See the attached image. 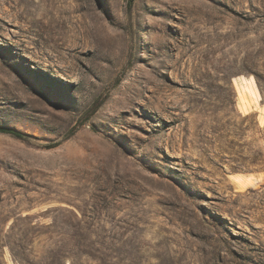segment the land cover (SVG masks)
<instances>
[{
    "label": "rangeland",
    "instance_id": "obj_1",
    "mask_svg": "<svg viewBox=\"0 0 264 264\" xmlns=\"http://www.w3.org/2000/svg\"><path fill=\"white\" fill-rule=\"evenodd\" d=\"M0 127V264H264V0H0Z\"/></svg>",
    "mask_w": 264,
    "mask_h": 264
},
{
    "label": "trees",
    "instance_id": "obj_2",
    "mask_svg": "<svg viewBox=\"0 0 264 264\" xmlns=\"http://www.w3.org/2000/svg\"><path fill=\"white\" fill-rule=\"evenodd\" d=\"M0 133L1 134H7V135H10L14 138H17V139H23L24 138V135H22L19 131H17L16 129H13V128H9V127H0Z\"/></svg>",
    "mask_w": 264,
    "mask_h": 264
},
{
    "label": "bare ground",
    "instance_id": "obj_3",
    "mask_svg": "<svg viewBox=\"0 0 264 264\" xmlns=\"http://www.w3.org/2000/svg\"><path fill=\"white\" fill-rule=\"evenodd\" d=\"M55 47V46H54Z\"/></svg>",
    "mask_w": 264,
    "mask_h": 264
}]
</instances>
